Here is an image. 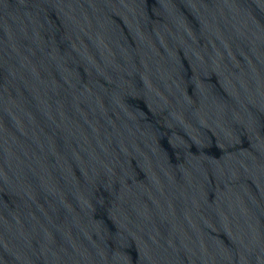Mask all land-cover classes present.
I'll return each instance as SVG.
<instances>
[{
    "label": "water",
    "instance_id": "1",
    "mask_svg": "<svg viewBox=\"0 0 264 264\" xmlns=\"http://www.w3.org/2000/svg\"><path fill=\"white\" fill-rule=\"evenodd\" d=\"M0 264H264V0H0Z\"/></svg>",
    "mask_w": 264,
    "mask_h": 264
}]
</instances>
